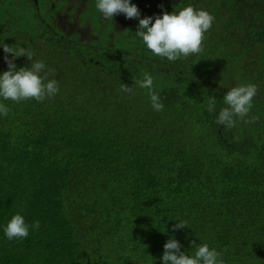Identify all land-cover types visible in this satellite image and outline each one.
<instances>
[{
	"label": "trees",
	"instance_id": "trees-1",
	"mask_svg": "<svg viewBox=\"0 0 264 264\" xmlns=\"http://www.w3.org/2000/svg\"><path fill=\"white\" fill-rule=\"evenodd\" d=\"M200 1L130 0L140 18L189 4L215 17L202 53L170 62L136 37L137 19L112 29L119 14L104 29L96 0L85 11L102 31L93 41L52 26L47 4L0 0V44L31 49L59 85L43 102L0 98L10 109L0 115V264H162L170 237L189 255L195 241L225 264H264V0H247L232 28L227 0H210L214 14ZM145 72L163 111L136 84ZM243 83L258 86L249 115L259 120L216 124L223 96ZM18 212L40 227L9 240ZM179 220L188 228L172 232Z\"/></svg>",
	"mask_w": 264,
	"mask_h": 264
},
{
	"label": "clouds",
	"instance_id": "clouds-1",
	"mask_svg": "<svg viewBox=\"0 0 264 264\" xmlns=\"http://www.w3.org/2000/svg\"><path fill=\"white\" fill-rule=\"evenodd\" d=\"M95 7L106 21H113V17L119 14H123L126 19H137L136 37L153 55L166 58L170 62L186 60L190 55L202 53L205 33L210 30L215 20L208 11L194 8L191 4L181 7L178 11H162L160 15L144 18H140V10L135 4L130 3V0H96ZM0 48L3 49L4 62L7 65V70L0 74V98L16 103L29 99L43 102L58 94L57 80L49 78L55 75V70L47 68L43 61H33L34 53L31 49L12 46L5 42L0 44ZM8 54H11V58ZM18 57H26L33 62L29 67H17L14 60ZM136 84L139 88L147 90L154 111L164 110L160 94L154 88V78L150 74L145 72L143 79L137 80ZM120 91L133 92L132 88L124 83H121ZM257 93L258 86L253 83L231 87L222 98L224 106L219 109L215 123L231 129L235 127L237 120L246 124L257 122L258 116L249 115ZM216 108L217 98L209 96L208 113H214ZM9 111L4 103H0V115L6 117ZM39 227V221L29 225L18 212L7 222L4 234L9 240L25 239L30 229L38 230ZM185 228H188V222L179 220L171 226V231L176 232ZM191 245L195 251L189 255L182 250L176 239L170 237L163 245L162 264H225L222 253L210 248L207 243L196 245L193 241Z\"/></svg>",
	"mask_w": 264,
	"mask_h": 264
},
{
	"label": "flooded vegetation",
	"instance_id": "flooded-vegetation-1",
	"mask_svg": "<svg viewBox=\"0 0 264 264\" xmlns=\"http://www.w3.org/2000/svg\"><path fill=\"white\" fill-rule=\"evenodd\" d=\"M89 1L90 0H75V2L71 0H45L39 2V0H32V3L34 5L42 3V7L47 4L44 11L47 15H49L52 26H54L56 29L62 31L66 35L75 34L81 40L93 41L99 38V34L102 31L94 30L95 26L92 22L91 16L84 15L85 11L88 9L87 6ZM156 1L159 0H154V2ZM170 1L174 2V0ZM200 2L206 4L207 9L214 14V4H210V0H202ZM148 3L149 0H142L140 5L145 7ZM241 6H244L246 9H248L249 6L247 5V0H227V2H225L222 6V8H225L226 12H233L231 16L226 18L231 20V28L237 27L243 22V19L240 17L241 15L236 13V11ZM123 17L125 16L121 15L118 19H115V22L112 24V29L118 28V23ZM101 21L103 22L104 29H106L107 21L103 19L102 14ZM220 26L223 27L225 24H221ZM107 34L112 36L111 32H107ZM247 47L248 46L243 45L242 48L247 49Z\"/></svg>",
	"mask_w": 264,
	"mask_h": 264
},
{
	"label": "rangeland",
	"instance_id": "rangeland-1",
	"mask_svg": "<svg viewBox=\"0 0 264 264\" xmlns=\"http://www.w3.org/2000/svg\"><path fill=\"white\" fill-rule=\"evenodd\" d=\"M19 1L21 2L22 0H19ZM40 1H45V0H39V2H40ZM71 1L75 2V0H71ZM76 1H78V0H76ZM10 6H12V5L10 4ZM12 7H13V6H12ZM13 8H15V9H17V10H19V11H22V10H23L19 5L16 6V7H13ZM41 10H44V9L41 7ZM84 15L90 16L91 14H90L89 11H87V12H85ZM128 24H129L128 19H126L125 17H123V18L119 21V23H118V30H123L124 27H125L126 25H128ZM88 38H90V37H88Z\"/></svg>",
	"mask_w": 264,
	"mask_h": 264
}]
</instances>
